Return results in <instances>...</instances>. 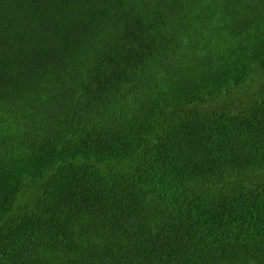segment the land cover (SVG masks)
Here are the masks:
<instances>
[{
  "label": "trees",
  "instance_id": "1",
  "mask_svg": "<svg viewBox=\"0 0 264 264\" xmlns=\"http://www.w3.org/2000/svg\"><path fill=\"white\" fill-rule=\"evenodd\" d=\"M0 264H264V0H0Z\"/></svg>",
  "mask_w": 264,
  "mask_h": 264
},
{
  "label": "rangeland",
  "instance_id": "2",
  "mask_svg": "<svg viewBox=\"0 0 264 264\" xmlns=\"http://www.w3.org/2000/svg\"><path fill=\"white\" fill-rule=\"evenodd\" d=\"M257 87V84L255 86H253V88H256ZM233 106H236L234 103H232Z\"/></svg>",
  "mask_w": 264,
  "mask_h": 264
}]
</instances>
